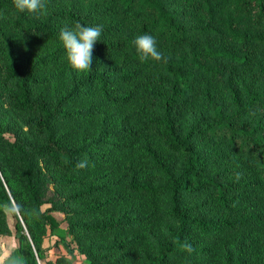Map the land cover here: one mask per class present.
<instances>
[{"label":"trees","instance_id":"1","mask_svg":"<svg viewBox=\"0 0 264 264\" xmlns=\"http://www.w3.org/2000/svg\"><path fill=\"white\" fill-rule=\"evenodd\" d=\"M43 3L0 0V234L18 204L23 264H73L47 260L58 244L88 264H264V0ZM77 23L102 28L82 72L58 39ZM146 33L160 61L138 58Z\"/></svg>","mask_w":264,"mask_h":264},{"label":"clouds","instance_id":"2","mask_svg":"<svg viewBox=\"0 0 264 264\" xmlns=\"http://www.w3.org/2000/svg\"><path fill=\"white\" fill-rule=\"evenodd\" d=\"M45 7L43 0H14L13 8L19 13H38ZM102 28L97 26H86L77 23L75 27H64L59 32V42L61 43L65 59L68 65L77 72L90 69L93 62V48L97 41H100ZM135 51L141 61H160L162 53L158 51L156 38L151 34L138 35L133 41ZM87 161H81L78 167L84 168ZM8 213L19 214L20 206L12 204L5 206ZM7 264H23L20 257L13 256L8 259Z\"/></svg>","mask_w":264,"mask_h":264},{"label":"rangeland","instance_id":"3","mask_svg":"<svg viewBox=\"0 0 264 264\" xmlns=\"http://www.w3.org/2000/svg\"><path fill=\"white\" fill-rule=\"evenodd\" d=\"M21 43H19L20 45ZM19 45H17L19 47ZM32 43H22L19 47L22 51L28 53L32 48ZM6 216L7 226L9 228L8 234H0V264H7L8 259L13 256L20 257L19 250L24 245L25 240L22 238L21 233H23L26 240L33 246L32 240L27 232L26 225L20 220L19 214L16 213H8L4 210ZM16 215V218L15 216ZM62 219V224L60 230L50 233L47 231L44 235L39 238V245L42 247H46L49 245L47 243V238L51 235V240L56 241L58 237H66V240L70 241L71 236L68 233V219L65 216L58 215ZM16 219L20 222V227L22 229L19 230L18 226L16 225ZM36 253V252H35ZM67 256L68 259L73 264H88L85 260V257L80 255L78 252L75 251L74 254H69L64 246L61 244L56 245L53 247L47 254V260L54 261L58 256ZM39 264H42L41 262Z\"/></svg>","mask_w":264,"mask_h":264}]
</instances>
